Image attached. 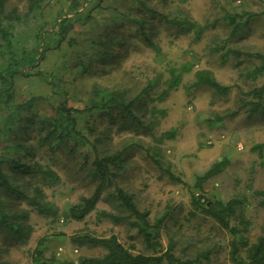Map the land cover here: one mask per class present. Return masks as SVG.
Segmentation results:
<instances>
[{"label":"rangeland","instance_id":"rangeland-1","mask_svg":"<svg viewBox=\"0 0 264 264\" xmlns=\"http://www.w3.org/2000/svg\"><path fill=\"white\" fill-rule=\"evenodd\" d=\"M9 3L24 7V0H9ZM58 9L56 6L51 10L52 17ZM160 10L170 16L187 15L198 24H214V28L195 41L191 34L178 36L174 29L156 26L159 53L138 45L129 52L120 67L104 77L76 80L70 88V95H75L77 100L69 103L81 107L78 99L95 83L107 89L128 90L131 95L154 83L144 98L148 112L141 107L145 120L155 121L151 135L120 130L119 125L111 124L106 116L95 115L89 122L95 126L96 133L89 139L94 142L96 137H102L100 143H95L102 155L130 147L119 168L113 170L118 175L113 184L132 194L139 210L149 212L152 223L159 221L157 226L164 249L172 238L176 242V254L182 258L193 259L201 252L213 250L209 264H235L228 256L229 235L213 219L194 212L191 201L197 192L205 200H235L238 207L231 225L242 227L245 223V236L251 243H255L262 234L264 207L259 204L262 198L257 193L264 192V148L261 152L252 151V148L264 144V116L248 117L244 111H238V106L241 93L260 87L264 79L252 80L246 75L258 62L229 55L222 63L219 54H225V50L230 48L264 55V0H170ZM226 11L237 15L252 14L247 25L233 37L231 28L223 20ZM100 13L104 16L111 14L110 11ZM79 30L83 28L78 26ZM76 37L79 38L78 34ZM24 39H29V29ZM222 45L224 48L220 53L213 51L214 47ZM60 63L61 58L51 54L41 63L40 70L58 72ZM186 66L191 69L182 75L177 88L164 101L157 102L155 99L166 88L171 71L180 73ZM200 70L211 72L217 82L230 87L229 95L221 98L211 89L195 87L194 74ZM14 91L18 102L41 96L46 98V105H54L59 98L52 96L44 80L34 77L19 78ZM236 111V116L226 117ZM216 117L225 119L220 123L211 122ZM170 131H175L174 138L162 137L163 133ZM35 134L31 131L29 138ZM29 143L34 144L33 139ZM87 149V162H91L94 153L91 148ZM155 149L161 151L157 157L159 162L162 166H169L179 181H171L150 160ZM35 154L43 162L51 156L46 149L37 150ZM56 160L58 167L55 170L60 181L46 190L47 200L55 207L56 215L44 217L30 211L25 213L28 238L18 243L7 242L1 234L0 259L9 264H33L31 253L42 238L46 247L44 264H80L82 257L102 256L104 251L100 247L71 240L74 236L83 235L97 238L115 235L125 247L134 245L135 253L151 255L144 249L136 230L131 229L127 222L115 223L104 217V214L125 216L110 196L113 187L103 193L95 211L83 221L66 217L67 208L90 196L96 183L87 172L83 156L65 159L57 155ZM223 160L228 162L227 167L208 177L201 191L196 190L197 176ZM22 208L24 205H16L11 211L15 213Z\"/></svg>","mask_w":264,"mask_h":264},{"label":"trees","instance_id":"trees-1","mask_svg":"<svg viewBox=\"0 0 264 264\" xmlns=\"http://www.w3.org/2000/svg\"><path fill=\"white\" fill-rule=\"evenodd\" d=\"M169 1L24 0V7L19 8L15 4L11 6L9 0H0V238L3 234L5 241L17 243L27 239L29 227H26L25 213L29 211L44 217L56 215V209L46 194L47 189L60 181L55 170L58 167L56 156L69 159L80 155L84 157L87 172L96 185L90 196L67 208L66 217L83 221L95 211L103 193L113 187L110 196L125 216L104 214V217L115 223L127 222L131 229L136 230L144 249L151 252V255L135 253L134 245L125 247L115 235L104 238L74 236L71 238L73 242L100 247L104 251L100 257L80 258V264H209L213 250L201 252L193 259L182 258L176 254V242L172 238L164 249L157 226L159 221L152 223L149 212L139 210L133 195L113 184L118 178L113 170L119 168L130 147L102 155L95 146L102 137H96L94 142L89 139L96 133L95 126L89 122L95 115L106 116L111 124H118L120 130L151 135L155 121L145 120L141 107L148 112L144 98L154 83H149L136 95H131L128 90L107 89L95 83L78 99L81 107L69 103L77 100L75 95H70V88L76 80L104 77L120 67L129 52L138 45L159 53L156 26L174 29L178 36L191 34L195 41L214 28V24L201 25L187 15L170 16L159 11ZM56 6L59 9L52 17L51 10ZM101 11H110L111 14L104 16ZM251 17L252 14L248 13L237 15L226 11L223 20L231 28L233 37ZM78 26L83 30L77 31ZM28 29L29 39L25 40L24 34ZM223 48L224 45L214 47L213 51L220 53ZM51 54L61 58L58 72L41 71V63ZM229 55L258 62L246 75L252 80L264 79V55L227 48L225 54H219L221 62L225 63ZM190 69L186 66L180 73L171 71L166 88L155 100L164 101ZM28 77L44 80L52 96L59 97L56 103L46 105V98L41 96L18 102L14 91L16 82L19 78ZM194 78L195 87L211 89L221 98L230 93V87L217 82L209 71H197ZM238 111H244L248 117L264 116V82L260 87L241 93ZM237 114L236 111L226 117L232 118ZM224 119L216 117L211 122L220 123ZM31 131L36 133L33 138H29ZM162 137L174 138L175 131L163 133ZM31 139L34 144L29 143ZM86 148H91L94 153L91 162H87L89 151ZM263 148L264 144H259L252 151L261 152ZM42 149L51 155L47 162L35 154ZM154 151L155 155L152 154L150 160L171 181H179L169 166H162L159 162L157 157L161 151ZM227 164L226 160L213 164L206 173L197 176L194 188L201 191L206 179L219 174ZM257 195L262 198L259 204L264 207V192ZM191 203L194 212L213 219L229 235L227 247L231 262L264 264V228L256 242L251 243L245 236L247 226L244 222L242 227L231 225L238 207L235 200L224 202L216 199L200 203L193 198ZM16 205H24V208L13 213L11 208ZM45 249V239L42 238L31 253L33 264H44ZM0 264L9 263L0 259Z\"/></svg>","mask_w":264,"mask_h":264},{"label":"built area","instance_id":"built-area-1","mask_svg":"<svg viewBox=\"0 0 264 264\" xmlns=\"http://www.w3.org/2000/svg\"><path fill=\"white\" fill-rule=\"evenodd\" d=\"M239 149L242 150V147L239 146ZM194 196H195V198H197L200 201V203H204L205 202V199L203 198V195L200 194L199 192L195 193Z\"/></svg>","mask_w":264,"mask_h":264}]
</instances>
